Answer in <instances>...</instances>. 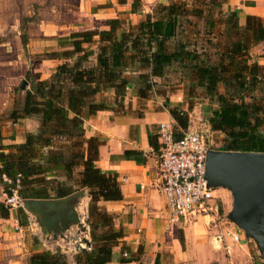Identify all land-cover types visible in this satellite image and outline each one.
<instances>
[{"label":"trees","instance_id":"obj_1","mask_svg":"<svg viewBox=\"0 0 264 264\" xmlns=\"http://www.w3.org/2000/svg\"><path fill=\"white\" fill-rule=\"evenodd\" d=\"M225 1L197 0L196 6L188 7L173 0L157 5L152 14L126 29L119 19H107L104 30L58 38L69 49L56 54L63 62L47 79L26 74L28 89L8 119H32L37 128L24 133L20 144L3 145L0 136V180L3 175L10 181L2 184L3 191L10 195L15 189L19 200L61 199L87 190L88 246L73 254L72 264H108L112 248L122 238L120 229L113 228L115 216L97 206L98 201H118L121 194L116 176L95 165L101 139L84 137L83 117L110 105L121 108L130 87L144 99L154 80L177 75L176 84L199 90L215 104L206 120L212 132L222 134L218 150L264 153V68L247 56L251 47L262 44L264 59V21L246 15L239 25L238 10L227 11L218 34L222 43L214 42L211 54L198 51L185 34L190 18L203 19L212 29L209 12L219 10ZM91 57L93 65L87 66ZM108 91L111 102L104 97L96 101L97 95ZM168 114L175 128L186 127L187 114L175 108H169ZM15 214L18 225L26 226L28 218L20 207ZM0 217H8L2 203ZM122 253L126 256L121 263L129 262L127 253ZM27 264H67V260L64 254L42 250L30 254Z\"/></svg>","mask_w":264,"mask_h":264},{"label":"crops","instance_id":"obj_2","mask_svg":"<svg viewBox=\"0 0 264 264\" xmlns=\"http://www.w3.org/2000/svg\"><path fill=\"white\" fill-rule=\"evenodd\" d=\"M104 1L98 0L96 5H100ZM256 1L258 0H227L230 10H238L239 25L243 24L246 15L263 16V14L254 11L257 5L253 6V4ZM176 78H178L177 75L168 73L165 80H154V87L144 99L137 97L135 89L130 87L123 98L121 108L115 109L114 105H110L109 109L83 117L84 137L101 139L95 165L102 172L116 176L121 194L118 201L97 202L98 207L115 216L113 228L120 229L122 232L120 242L112 248L108 264L219 263L217 254L220 253L211 244L213 233L217 234V230H198L197 223H193L192 226L183 230H176L177 225L171 226L172 223H168L169 211L165 199L158 189L156 125L161 122L174 124L168 114V109L175 108L185 112L187 107L183 95L184 85L176 84L174 82ZM103 97L109 102L113 99L112 93L108 91L97 95L96 101H100ZM17 121L31 122L32 128L26 132H34L37 128L36 121L31 119L16 120V123L12 122L13 126L20 125L17 124ZM175 130L178 129L175 128ZM8 135L10 133L7 130L5 133L0 132L3 145L20 144L23 141V138L12 139ZM124 152L127 154L125 155ZM80 191L85 193L86 189H80L61 199L49 201L66 199L68 206L74 205L73 209L79 215L81 214L82 220L79 222L83 224L81 227L84 230H65L64 233H60V236H55V240L51 237L47 240L42 238L37 230H29V232L15 230L17 232L14 233L1 232L0 230V235L9 239L15 238L14 254L29 246L28 256L42 250L52 253L59 252L66 256L67 264H71L73 254L79 248H86L88 246L86 243L89 240L88 230L84 223L85 207L89 199L86 194H82L81 199H74L75 201L70 197ZM71 207L66 209L70 210ZM195 218L201 220L205 217ZM225 232H220L222 241H214L216 247H219L220 243L226 245L229 243L232 246L226 253L228 256L223 255L221 262L222 264H239L237 260L241 257L240 248L242 247L231 242L227 235L231 232L230 230ZM29 236L35 237L37 244H24V241H27L26 237ZM123 250L127 253L129 262L121 263ZM241 259H244L243 256Z\"/></svg>","mask_w":264,"mask_h":264},{"label":"rangeland","instance_id":"obj_3","mask_svg":"<svg viewBox=\"0 0 264 264\" xmlns=\"http://www.w3.org/2000/svg\"><path fill=\"white\" fill-rule=\"evenodd\" d=\"M133 1L105 0L100 5H96L98 0H0V132L5 133L7 130L10 133L8 137L19 139L23 138L26 130L32 128L30 121H17V124L20 125L13 126V121L8 119V114L15 103L21 100L24 91L28 89L25 79L27 73L35 74L39 79L44 80L49 77L57 65L63 62L62 59H58L56 54L69 48L66 43H59L58 38L66 37L75 32L104 30L106 29L105 21L113 18L119 19L125 29L134 27L146 14H152L157 5H166L173 0H136L135 7L131 9L130 3ZM180 1L187 3L188 7L197 5V0ZM241 3L243 4V2ZM241 3L239 5H242ZM255 5L257 7L254 11L263 14L258 18L264 21V0L256 1L253 6ZM229 10L230 7L226 0L224 4H221L219 10L213 9L209 12L211 13L210 18L213 20L212 29L205 26L203 19H189L191 24L184 26L185 34L190 43L196 44L198 51L203 50L211 54L214 42L221 45L222 39L218 34L222 31L221 23ZM206 31L211 32V34ZM262 52V44L251 47L247 54L249 62H256L264 68ZM89 60L87 66H92L93 57ZM22 81H25V85L21 89ZM183 95L187 104L184 112L187 114V124L189 122L190 126L202 133L212 150H218L221 146L222 134L212 132L206 120L210 110L215 108V104L207 100L199 90L195 91L183 87ZM262 130H264V126ZM2 184L3 182L0 180V203L7 196L3 191ZM213 194V201L219 208L216 214L201 220L187 217L185 221L173 223L171 226L177 225L176 230H183L192 226L193 223H197L198 230H217V234L213 233L211 244L220 253L217 254L218 264H222L223 255L227 257L226 253L232 246L229 243L228 245L220 243V246L216 247L214 237L219 235L222 241L220 232L230 230L231 233L237 234V245L242 247L240 248V256H243L244 259L240 257L237 262L239 264H262L254 243L250 239L244 238L243 233L235 228L226 217L231 208L229 192L216 188ZM7 208L8 217H0L1 232L14 233L17 232L15 230H27L28 232L29 230H39L38 220L32 218L31 215L28 216L27 225L20 227L15 214L17 207ZM81 226H83L82 223ZM65 230L80 229H77L75 225L68 224ZM22 234L24 233L22 232ZM31 237H26L27 241L25 240L24 244H37L35 237ZM12 238L9 239L0 235V264H27L29 246L14 254L13 243L16 240L14 237ZM243 260L244 262H242Z\"/></svg>","mask_w":264,"mask_h":264},{"label":"water","instance_id":"obj_4","mask_svg":"<svg viewBox=\"0 0 264 264\" xmlns=\"http://www.w3.org/2000/svg\"><path fill=\"white\" fill-rule=\"evenodd\" d=\"M24 85L25 81H22L20 88ZM204 179L211 189L221 188L229 192L231 208L226 217L244 238L254 243L264 264V153L208 150ZM82 194L87 195V190L70 197L75 201L81 199ZM19 207L27 218L31 215L38 220L37 231L46 240L50 237L55 240L68 224L84 230L79 222L81 216L73 209L74 205L66 204V199L20 200ZM67 207H71L70 210Z\"/></svg>","mask_w":264,"mask_h":264},{"label":"built area","instance_id":"obj_5","mask_svg":"<svg viewBox=\"0 0 264 264\" xmlns=\"http://www.w3.org/2000/svg\"><path fill=\"white\" fill-rule=\"evenodd\" d=\"M156 136L158 189L169 211L168 223H179L186 217H212L219 208L213 201L214 189L208 187L204 179L205 154L212 149L202 133L189 122L178 130L172 122H161L156 125ZM1 181L10 184L3 175ZM19 201L15 189H10V195L5 196L2 203L5 208H16ZM227 235L231 242H238L234 232ZM214 240L220 242L221 238L218 235Z\"/></svg>","mask_w":264,"mask_h":264}]
</instances>
